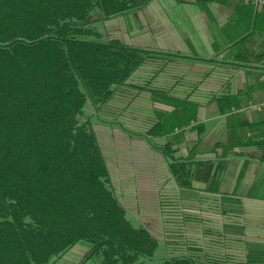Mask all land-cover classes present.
<instances>
[{
	"label": "trees",
	"instance_id": "1",
	"mask_svg": "<svg viewBox=\"0 0 264 264\" xmlns=\"http://www.w3.org/2000/svg\"><path fill=\"white\" fill-rule=\"evenodd\" d=\"M147 1L0 0V264H52L79 241L90 244L82 261L96 257L95 264L154 256L157 240L133 226L114 193L91 121L154 56L100 40L93 24ZM88 105L94 112L86 114ZM163 127L151 124L146 134ZM154 146L182 188L212 180L232 154L219 141L214 156L202 158L177 156L168 141ZM161 205L167 213L169 204ZM193 251L161 264H229Z\"/></svg>",
	"mask_w": 264,
	"mask_h": 264
},
{
	"label": "crops",
	"instance_id": "2",
	"mask_svg": "<svg viewBox=\"0 0 264 264\" xmlns=\"http://www.w3.org/2000/svg\"><path fill=\"white\" fill-rule=\"evenodd\" d=\"M93 26L102 40L154 55L116 93L124 105L138 104L145 115L152 110L154 118L121 119L122 129L145 133L165 115L161 135H170L177 156L212 157L218 141L232 152L223 171L189 188L179 187L163 162L156 191L164 255L198 249L229 264H264V124H248L264 120V56L256 58L264 52V13L244 0H148ZM238 105L248 106L232 112ZM130 120L138 128H130ZM126 186L117 197L124 208L136 200ZM64 254L52 264H76Z\"/></svg>",
	"mask_w": 264,
	"mask_h": 264
},
{
	"label": "rangeland",
	"instance_id": "3",
	"mask_svg": "<svg viewBox=\"0 0 264 264\" xmlns=\"http://www.w3.org/2000/svg\"><path fill=\"white\" fill-rule=\"evenodd\" d=\"M97 11L95 9L91 14L93 15ZM117 96L113 97L107 105H104L100 111L92 116V126L101 147L109 172L110 183L116 197L120 198L119 192L121 190L123 194L126 193L127 184H129L133 196L135 195L134 207L133 204L131 206L123 203L127 218L131 220L134 227L147 228L157 240L158 245L154 256L151 259H145L144 264H161L162 258L166 255H164L163 250L166 248L163 234L164 222L156 190L160 188L157 185V180L163 176L161 172H164L163 162L167 159L162 150L154 144L162 145L165 143L164 141H170V135L155 133L148 135L146 132L141 133L137 130L122 129L120 124H124V122L121 119L127 123V118L147 119V116L154 118V114L150 110L145 115L138 104L128 103L124 105ZM128 100V98L125 99L126 102ZM247 106L244 105L245 108ZM233 108L237 109V107ZM86 109V114L94 112L90 105ZM139 110L140 112H138ZM107 117L116 119L113 125L105 124L104 119ZM148 120L151 121L150 118ZM165 120H167V116L164 115L162 123L167 124ZM130 121L132 125L130 128H138L135 121ZM150 125L151 123L147 125V128ZM139 135L144 136L140 137ZM125 181H127L126 184ZM166 203L170 204L168 201ZM89 248L90 244L88 242L79 241L69 249L67 256L64 254V257L76 262V264H95L97 263L96 257L82 261Z\"/></svg>",
	"mask_w": 264,
	"mask_h": 264
},
{
	"label": "built area",
	"instance_id": "4",
	"mask_svg": "<svg viewBox=\"0 0 264 264\" xmlns=\"http://www.w3.org/2000/svg\"><path fill=\"white\" fill-rule=\"evenodd\" d=\"M244 1L247 4L253 6L256 12H264V0H244ZM246 108L244 107V105H242L239 110L246 109ZM232 111L236 112L238 111V109L232 108Z\"/></svg>",
	"mask_w": 264,
	"mask_h": 264
}]
</instances>
